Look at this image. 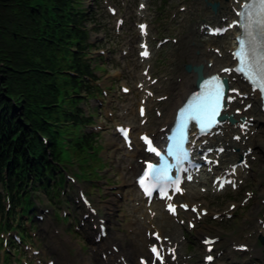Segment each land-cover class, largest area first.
Here are the masks:
<instances>
[{
  "label": "rangeland",
  "instance_id": "1",
  "mask_svg": "<svg viewBox=\"0 0 264 264\" xmlns=\"http://www.w3.org/2000/svg\"><path fill=\"white\" fill-rule=\"evenodd\" d=\"M215 1L220 3L219 11L216 13L219 18L223 15V6L230 8L231 0ZM81 2L82 7L91 10L92 13L91 21L86 22L88 27H93L91 41L95 47L90 56L93 65H102L99 69L96 67L102 84L101 92L105 88L109 94L108 97L100 93L97 98H85L86 102L81 104L82 108L87 116L91 112L94 118L90 125L85 126L83 132L94 135L96 140L94 145L100 146L102 150H97L98 154L91 150V153L85 151L83 154H74L70 157L63 155V159L69 163L68 166L63 165L66 170L64 174L73 177L74 181L67 177L64 188H58L59 193L55 191L51 195L43 190L33 194L36 207L34 221H28L29 215L24 217V222L28 223L24 226L26 240L20 244L16 243L20 246V254L17 257L9 254L12 264H17V261L19 264H47L49 259H55L57 263L60 257L64 256V250L73 258H77L78 247L75 244L80 246L82 255L88 257L92 264H99L101 255L99 248L102 242L95 241L92 231L98 229L91 224L96 215L91 218L89 207L81 202L80 187L84 188L91 205L94 206L93 214L97 209L99 215L107 218L106 242L111 246L118 244L129 255L137 258L133 255L138 253V247L134 242L135 234L128 225L132 218L133 204L139 206V201L134 202V197L140 192L134 185L135 176L127 167L129 159L125 154L128 149L117 135L115 126L131 125L133 136L139 144L137 135L140 132L145 129L151 133L161 123L160 117L156 114L157 106L151 102L156 97L149 102V121L145 125L140 123L141 119L137 114V106L143 93L136 88V82L142 79L141 71L145 68L137 56L140 40L136 26V22L140 21L137 14L138 0H81ZM106 3L116 5L119 13L127 17L120 31L115 30V17L108 12ZM148 5V10L143 13H146L150 21L151 35L159 38L176 37L179 40L169 41L160 49L154 47L153 58L150 60L151 71L159 80L153 88L156 96L164 93L168 96L167 83L181 82L184 77L183 66L190 63L187 62L189 50L194 43L190 39L192 35H196L199 23L221 24L223 21L208 18L215 13L206 7L204 0H151ZM183 5H187L188 10L180 12L179 7ZM174 12H177L176 17L172 16ZM200 38L201 48L213 50V47L220 43L227 46L233 40V35H226L221 39ZM124 50L129 54L124 55ZM101 51H104V54L99 60L98 55ZM199 52L200 48L195 53ZM124 84L131 88L127 95L120 90V86ZM158 107L164 112L167 105ZM139 126L144 128L141 129ZM251 135L255 137L254 141L262 142L264 139V131L257 127ZM252 149L250 168L240 177L243 180L240 189L227 188L223 192L213 193L210 188L203 192V189L211 185L209 179L206 183H193L188 194L181 197V200L186 198L189 202L199 205L202 203L201 207L207 208L209 214L198 222L194 229L186 223L182 225L184 235L180 238L182 242L178 246L180 264L182 262L203 264L205 246L202 240L206 235L219 237L213 250L214 254H218L214 264H264V245L260 239L264 228L259 221V219L264 221V146L260 148L254 143ZM249 193L253 194V198L247 203L243 202ZM232 204L236 205L234 209L230 208ZM158 209L163 210L162 204H158ZM143 212L145 210L141 209L140 214ZM148 213L150 214L149 211ZM216 213L219 217L214 218ZM228 214L232 217H228ZM37 216H42V219ZM179 219L187 221L186 213ZM156 222L157 225L163 224L161 219ZM162 233L168 234L166 236L171 238L173 233L177 237L180 235V231L174 226H164ZM69 238L74 245L68 243ZM241 243L248 246L247 251L234 249L235 245ZM6 247L9 249L13 244L10 245L8 242ZM34 250H38L39 254H34ZM143 250L146 255L147 247ZM2 263L5 262L2 260L0 264ZM73 264H79V260L75 259Z\"/></svg>",
  "mask_w": 264,
  "mask_h": 264
},
{
  "label": "trees",
  "instance_id": "2",
  "mask_svg": "<svg viewBox=\"0 0 264 264\" xmlns=\"http://www.w3.org/2000/svg\"><path fill=\"white\" fill-rule=\"evenodd\" d=\"M82 4L0 0V233L24 226L33 193H59L63 155L100 151L83 132L92 114L81 103L99 88L89 57L92 13ZM2 249L0 236V261Z\"/></svg>",
  "mask_w": 264,
  "mask_h": 264
},
{
  "label": "bare ground",
  "instance_id": "3",
  "mask_svg": "<svg viewBox=\"0 0 264 264\" xmlns=\"http://www.w3.org/2000/svg\"><path fill=\"white\" fill-rule=\"evenodd\" d=\"M223 9L224 11H223L222 16H227L229 18H237L234 12L232 11V9H228L224 6H223ZM222 16L218 18V16L215 13L214 15H209L208 18L213 19L214 21H217V20L219 21ZM216 24H219V23H216ZM200 25L196 29V35L191 36L190 40L194 43L191 44V47H190L191 50H189V56H188L187 62H190L193 65L201 66V72H203L205 76L210 75L212 73H216V72L220 73L222 68L229 66L231 64H235V61L232 59V55L230 52L237 47L235 36L239 33V31H237V29L235 28L231 32V34H233V40L229 42L227 46L222 43L215 46V47L220 48V52H222V56H220L218 53L215 52V47H213V50L211 48H206V47L201 48L200 40L202 39L200 37L221 39L223 36L222 37H219V36L217 37L209 36L208 37V35L204 36L200 32ZM228 34L230 35V32ZM198 48H200V52L196 54L195 52ZM151 59H152V56L150 57V59H148V61H150ZM183 75L184 77L183 79H181V82H176V81L168 82L167 87L169 88V90L167 91V94L168 93L169 94L167 98L161 103L156 102L154 104L158 106L163 105V104L167 105V107L164 108L165 111L161 114L159 118L161 123L159 124L157 129H154L152 131V134L154 135L156 139H159L164 134V131H162V127L169 126L173 122L174 112L176 108L186 99L188 94L196 88V79L199 74L194 71L188 72L184 69V66H183ZM233 87L240 88L242 93L248 94V97L247 98L238 97L236 101L234 102V105H232L228 110H226V112L234 113L236 108H243V106L248 102L252 103L251 109L249 111L243 112V114L234 113V117L237 119L238 122L235 124L226 123L221 128V132L219 134H215L211 137L206 136L200 139V141H205V140L207 141L206 144L202 145L203 150H205L206 148H211V147H216V146L227 147V149L230 152H227L228 150L226 149V153L224 152L223 154L218 156L221 161L225 159V164L227 165L225 168H229L230 165L237 163V161H239L237 158L244 155V152L250 146H253L254 143H256V145H258L260 148H263L264 146V139L262 142L254 141L255 137L251 136L250 131L246 132L245 130H242L240 128V123H242V120H241L242 117H247L248 120H250V118L253 117L255 123H254V126L252 127V130L257 127L261 131H264V113L260 109L261 101H260L259 95L257 93L251 92L250 87L239 77L237 78V81L232 83L231 88ZM165 94L166 93H164L163 95ZM173 95L175 96L171 97ZM243 101H244V104H243ZM146 116L148 117V112L146 113ZM139 127L142 129L141 126ZM130 134L132 135L133 132H130ZM237 134L241 135V139L239 142L233 139V136ZM234 149H235V152H233ZM214 154H215V151L212 153V155ZM252 154L253 153L247 155V158L250 159ZM125 155L129 159V165L127 167L130 169L131 173L134 176H137L143 167V163H140L139 159L141 157H143L146 160L150 159V155L144 152V146L142 144L135 145L133 150H128ZM204 180L205 178L203 177L202 182ZM126 182H128V180H126ZM134 185H135V182H134ZM137 201H139V206L133 204L132 218L128 225V227L131 228V230L135 234L134 242L136 244V247H138V253L136 254L134 253L133 255L137 256V258L135 259L134 256L129 255V253L125 252L122 249V247L119 248L118 252L110 251L111 245H109V242H106L107 239H102L101 241L102 244L100 245L99 251H103L104 253H106V258L103 259L100 255L99 264H124L125 261H127L129 264H140L139 258L141 256H145L143 248L149 245L150 243L155 242V240L151 236H148V231L152 229V227L154 226H155V230L158 229L159 231H161L162 236L168 235V234L162 233V230H164V226L176 227V229L180 231V235L177 237L176 235H174L175 233L172 234L171 247L181 244L182 241L180 240V238L182 237V235H184V228L181 225H178L175 221V218L169 215L165 210L161 211L158 209V204L159 203L164 204V202L154 201V203L152 204L150 208L155 210L156 214L152 216L151 214L148 213L150 208L147 207L146 200L141 196V194L135 195L134 202H137ZM185 201L188 202V199L185 198ZM190 205H193V204H190ZM141 209H144L145 212L140 214ZM90 217H94V215L92 214ZM99 217L105 218L99 215L96 219H99ZM189 217H192V213H188V218ZM158 219H161L163 224L157 225L156 221ZM103 224L105 223H96L93 225L95 228H98L99 226ZM97 232L98 231L94 230L92 234L96 235ZM65 241H68V240L65 239ZM68 243L71 245H74L73 241L70 238H69ZM165 244L169 245V243L167 242ZM75 246L78 247V254L76 255L77 258H73L67 250L62 249L64 250L63 252H65V254L63 257H60V259L57 261V264H73V262L75 263V259L79 260V264H92V262L90 261L88 257L82 255L80 246L77 244H75ZM117 247H119L118 244H117ZM170 262L172 264H176V262H172V261Z\"/></svg>",
  "mask_w": 264,
  "mask_h": 264
},
{
  "label": "snow or ice",
  "instance_id": "4",
  "mask_svg": "<svg viewBox=\"0 0 264 264\" xmlns=\"http://www.w3.org/2000/svg\"><path fill=\"white\" fill-rule=\"evenodd\" d=\"M143 7V5H141ZM240 19L235 22L242 29V34L237 37L238 47L233 53L234 58L238 61V65L235 69H225L224 71H236L241 73L246 80L253 85V90H259L262 96H264V0H251L250 3H246L242 6V10L237 13ZM233 25H229L232 27ZM141 29L146 28L145 25L140 26ZM226 31V29H217L216 32ZM147 51L142 55H147ZM224 83L219 81L217 77H213L211 81L206 82L205 88L202 92L195 94L188 102L185 108L181 109L180 116L178 117L175 136L169 137L172 143L169 144L167 154L174 156L177 164L187 159L188 152L184 148V144L187 141L186 130L189 121H194L199 125L202 133H207L213 126L220 123L217 117H221L222 111L226 109L225 95H224ZM236 92V89H231ZM234 97H227V102H231ZM250 107V105H249ZM239 111V110H237ZM144 114V110L141 109V115ZM222 118V117H221ZM247 123V122H246ZM244 124L241 125L243 129ZM125 139H128L127 129H120ZM147 145V151L154 153L161 158L160 165L157 167L153 164H148V172L146 175L155 173L157 179H168V171L172 167L168 161L164 158L163 154L154 146L153 141L145 136L141 137ZM239 140L240 137H235ZM223 151V149H220ZM252 149H248V153H251ZM247 166V165H245ZM234 171V170H233ZM188 179H191L189 176ZM220 179V178H218ZM141 184H144V180L141 179ZM235 187V183L231 180L226 181ZM173 184H179V180H173ZM225 181L221 180L220 187H224ZM176 191H180L179 187H176ZM148 192V189L145 188ZM171 198V197H169ZM170 211L175 213V207L173 205L168 206ZM181 207L187 208V205H181ZM196 211L195 208L192 209ZM159 239V237H157ZM205 244L215 243L214 240L206 239ZM151 251L155 254V258L152 264H155V260L159 259L161 264H164V258L162 255V249L157 250L154 245ZM174 253V250H172ZM212 251L211 248L208 249ZM173 259L175 256L173 255ZM208 261H212L213 257H206ZM142 264L147 262L142 261Z\"/></svg>",
  "mask_w": 264,
  "mask_h": 264
},
{
  "label": "water",
  "instance_id": "5",
  "mask_svg": "<svg viewBox=\"0 0 264 264\" xmlns=\"http://www.w3.org/2000/svg\"><path fill=\"white\" fill-rule=\"evenodd\" d=\"M212 7L216 11L217 8H218V3H213L212 4ZM186 69L188 71H192V70L197 71L199 73L198 81L202 78V75H201V67L195 66V65H192V64H188Z\"/></svg>",
  "mask_w": 264,
  "mask_h": 264
}]
</instances>
